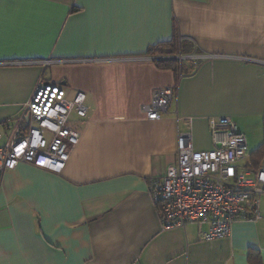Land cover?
Instances as JSON below:
<instances>
[{
  "label": "crops",
  "instance_id": "1",
  "mask_svg": "<svg viewBox=\"0 0 264 264\" xmlns=\"http://www.w3.org/2000/svg\"><path fill=\"white\" fill-rule=\"evenodd\" d=\"M173 39L192 45L179 71L157 65L178 55L151 53ZM42 83L84 93L87 116L69 117L79 142L61 174L26 163L0 174V264H264L262 206L261 220L204 241L197 224L163 229L150 191L177 165L181 134L215 148L211 118L263 144L264 0H0L1 145L25 132ZM165 88L168 112L147 119Z\"/></svg>",
  "mask_w": 264,
  "mask_h": 264
},
{
  "label": "built area",
  "instance_id": "2",
  "mask_svg": "<svg viewBox=\"0 0 264 264\" xmlns=\"http://www.w3.org/2000/svg\"><path fill=\"white\" fill-rule=\"evenodd\" d=\"M176 57L180 63L194 59ZM174 97L175 90L171 88L155 91L151 102L142 107L147 119H160ZM85 102L84 93L68 99L61 86L42 83L18 120L25 131L23 135L0 144V174L21 163L61 174L79 142V132L69 125V117L76 112L85 118ZM2 126L9 129V121ZM209 126L215 148L197 151L191 136L181 134L177 141V165H171L162 178L151 181L150 191L163 229L197 224L202 240L216 241L230 236L236 221L262 219L264 165L253 166L247 138L232 119L211 118ZM2 138L0 132V141ZM204 226L208 227L206 231Z\"/></svg>",
  "mask_w": 264,
  "mask_h": 264
},
{
  "label": "trees",
  "instance_id": "3",
  "mask_svg": "<svg viewBox=\"0 0 264 264\" xmlns=\"http://www.w3.org/2000/svg\"><path fill=\"white\" fill-rule=\"evenodd\" d=\"M192 51V45L185 44L183 41H179L178 39H173L168 43H162L157 47V49L151 51L152 55H160V56H176L179 54H190ZM159 68L162 69H173L175 71L182 70V66L180 65L179 61L177 60H161L157 62ZM264 158V142L263 144L255 149L252 152V161L255 168H258L260 165L261 160ZM254 251L257 250L252 249L249 254V261L252 263L259 258L255 254Z\"/></svg>",
  "mask_w": 264,
  "mask_h": 264
},
{
  "label": "rangeland",
  "instance_id": "4",
  "mask_svg": "<svg viewBox=\"0 0 264 264\" xmlns=\"http://www.w3.org/2000/svg\"><path fill=\"white\" fill-rule=\"evenodd\" d=\"M155 56H160V55H155ZM256 146L257 145H254L253 142L252 143L250 142L248 150H251L252 151L253 149L256 148ZM261 206H262V208L264 210V196L261 198Z\"/></svg>",
  "mask_w": 264,
  "mask_h": 264
},
{
  "label": "water",
  "instance_id": "5",
  "mask_svg": "<svg viewBox=\"0 0 264 264\" xmlns=\"http://www.w3.org/2000/svg\"><path fill=\"white\" fill-rule=\"evenodd\" d=\"M179 59V57H173L172 58V60H178Z\"/></svg>",
  "mask_w": 264,
  "mask_h": 264
}]
</instances>
